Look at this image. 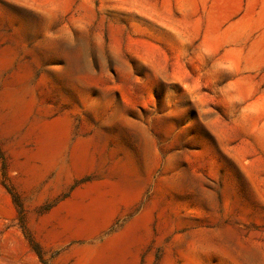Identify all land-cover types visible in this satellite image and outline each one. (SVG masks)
Listing matches in <instances>:
<instances>
[{
  "label": "rangeland",
  "instance_id": "rangeland-1",
  "mask_svg": "<svg viewBox=\"0 0 264 264\" xmlns=\"http://www.w3.org/2000/svg\"><path fill=\"white\" fill-rule=\"evenodd\" d=\"M262 7V0H0V55H10L0 69V264H64L70 249L87 241L54 222L42 227V219L85 184L117 179L108 156L100 174L97 152L84 174L50 170L27 184L18 162L26 160L23 150L37 149L32 123L47 112L69 120L71 143L102 136L115 160L130 153L140 169L131 181L146 183L88 242L150 207L138 264H264V137L249 112L264 97V43L250 54L264 31ZM243 17L250 22L242 36L216 51L208 46L215 19L225 30ZM234 48L243 56H228ZM240 77L250 82L243 96L234 87ZM15 81L31 99L18 126L4 105ZM121 116L130 125L116 124ZM142 134L152 147L147 159ZM205 232L210 242L189 260L187 246ZM241 242L259 258L243 254Z\"/></svg>",
  "mask_w": 264,
  "mask_h": 264
},
{
  "label": "bare ground",
  "instance_id": "bare-ground-1",
  "mask_svg": "<svg viewBox=\"0 0 264 264\" xmlns=\"http://www.w3.org/2000/svg\"><path fill=\"white\" fill-rule=\"evenodd\" d=\"M262 4L260 22L264 27V0H262ZM43 6L39 3L35 9L38 13L41 12L44 20L48 21L49 12ZM83 8L87 13L92 14L88 5L84 4ZM249 22V19L243 17L236 22H230L227 28L222 30L223 22L215 19L207 34L208 46L216 51L228 40L239 38L243 35H240V31ZM54 42L56 40L52 41V43ZM262 43H264V31L250 47L251 57L257 54ZM114 46L115 51L119 53L120 46L117 38ZM243 54V50L240 48L227 50V55L234 59H238ZM9 61V54L0 55V69L4 63ZM16 78H20V74H17ZM24 80L26 78H20V82ZM234 87L240 95H246L250 90L249 79L247 77L238 78L234 82ZM29 92L27 87L15 81L7 88L4 95V105L7 108L8 116L11 117V121L16 126L25 121L30 110ZM249 112L255 118L257 133L264 137V97L251 103ZM116 124L120 127L130 125L127 119L122 116L118 118ZM31 132L37 149L35 151L23 150L21 156L26 157V160L18 162V167L27 174L25 179L27 184L38 182L50 170H56L59 176L69 174L71 170L84 174L89 170V167L94 165L97 152L100 154L98 165L100 174L104 172L103 166L106 157L108 156L113 160L116 180H94L85 184L78 188L70 199L61 203L41 221L42 227L54 222L58 224L59 228L69 232L71 237L87 241L85 244L73 246L64 256V264L71 259H74L72 264H138L139 244L143 240V234L148 233L151 228L153 210L150 207L145 209L139 218L106 235L102 241L88 242L93 241L109 228L118 212V205L121 200L124 199L127 204L135 201L146 185L145 182L133 184L131 181V176L140 170L134 157L130 153H125L119 160H115V153H106L104 148L106 141L102 136L78 138L71 143L69 120L60 117L50 118L48 112L43 113L33 121ZM151 149L150 141L142 134L141 153L143 159H147L151 155ZM68 157L70 158L69 165L66 163ZM226 231L230 236L237 239L233 231L228 229ZM51 233L57 234L58 232L51 231ZM209 240H211L209 232L195 237L185 250L189 260L196 253L199 245L210 242ZM239 246L243 254L256 259L259 258L258 251L249 244L241 242Z\"/></svg>",
  "mask_w": 264,
  "mask_h": 264
}]
</instances>
